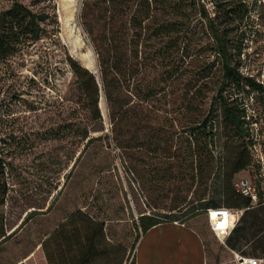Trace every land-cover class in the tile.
Listing matches in <instances>:
<instances>
[{
  "label": "rangeland",
  "instance_id": "rangeland-1",
  "mask_svg": "<svg viewBox=\"0 0 264 264\" xmlns=\"http://www.w3.org/2000/svg\"><path fill=\"white\" fill-rule=\"evenodd\" d=\"M17 1L50 19L38 41L0 58V264H74L88 235L91 264H123L139 215H190L215 240L205 203L224 205L222 190L242 178L264 201V90L225 84L238 136L210 31L213 19L229 64L264 85V0H219L230 17H214V0ZM67 56L93 72L96 93ZM98 59L112 66L109 99Z\"/></svg>",
  "mask_w": 264,
  "mask_h": 264
},
{
  "label": "trees",
  "instance_id": "trees-1",
  "mask_svg": "<svg viewBox=\"0 0 264 264\" xmlns=\"http://www.w3.org/2000/svg\"><path fill=\"white\" fill-rule=\"evenodd\" d=\"M214 4V17L219 16V14L223 17H230L235 14V10L232 6L230 7V9L225 10L223 7L224 4H222V2H220L219 0H214ZM49 19L50 14L48 12H34L29 9L24 3L17 0H13L12 4L8 8L0 11V58H6L14 54L24 44L26 40L38 41L46 32L45 28L41 24ZM210 31L216 43V52L221 57L222 62L223 73L218 88V96L220 97L223 106L224 118L234 128L236 134L240 137H243L246 134L245 127L243 126V121L238 115H235L232 112L227 100L223 97L222 91L224 89V86L226 83H229L232 84V87L234 89H238L240 84H242V81L244 80L245 84L249 87H252L257 91H262L264 90V85H262V83L258 81H255L253 77L243 76L239 72L238 68L229 64V53L227 52L225 47L227 39L225 36H221L218 34L217 29L213 25V19L210 20ZM107 62H109L108 59H106V62H104L103 59H98L100 83L101 86L105 89L106 97L109 99V86L111 85V79L108 78V71L112 70V66H109ZM67 64L70 66L73 74L75 75V78L77 79L80 87L84 89L86 95L88 94V85H91L94 88L95 93L98 91L99 82L97 78L93 75V72L88 70L86 67L80 65L75 59L70 56H67ZM93 105L95 111L98 112L96 98L93 100ZM242 167L243 166H237L233 169V171L237 172ZM222 194L224 198V205L209 200L207 203H205L204 206H202V210L204 211L205 216L207 208L227 207L232 209H241L248 207L254 203H259L257 202V200L252 201L249 197L244 195L242 196V194L238 190H233L229 192L228 189H223ZM185 218L188 219L191 217L189 215L185 216ZM164 219H167V217H159L147 214L139 215L140 233L138 238L147 229L158 224L159 222L164 221ZM98 226L99 229H102V222H99ZM7 236L8 235H4L3 231H0V241L6 239ZM91 239L92 237H89L88 235L87 242L84 243V245H82L80 242L78 244V246L82 249L77 250V252H82L84 254L83 257L85 261L91 259L94 254V247L90 242ZM123 264H136L134 259V253L132 254L131 260Z\"/></svg>",
  "mask_w": 264,
  "mask_h": 264
},
{
  "label": "crops",
  "instance_id": "crops-1",
  "mask_svg": "<svg viewBox=\"0 0 264 264\" xmlns=\"http://www.w3.org/2000/svg\"><path fill=\"white\" fill-rule=\"evenodd\" d=\"M234 210L236 222L224 239L214 234L215 240L212 234L204 236L192 224L193 218L164 219L138 238L133 252L135 263L223 264L226 257L239 254L264 264V201ZM77 254L76 264H91L94 257L85 261L82 252Z\"/></svg>",
  "mask_w": 264,
  "mask_h": 264
},
{
  "label": "built area",
  "instance_id": "built-area-1",
  "mask_svg": "<svg viewBox=\"0 0 264 264\" xmlns=\"http://www.w3.org/2000/svg\"><path fill=\"white\" fill-rule=\"evenodd\" d=\"M237 187L242 195L249 197L252 201L256 200L257 187L252 180L242 178L237 183ZM206 217L211 230L219 239H224L236 222L235 211L227 207L207 208ZM234 258L238 264L259 263L258 259L242 257L239 254H234Z\"/></svg>",
  "mask_w": 264,
  "mask_h": 264
}]
</instances>
